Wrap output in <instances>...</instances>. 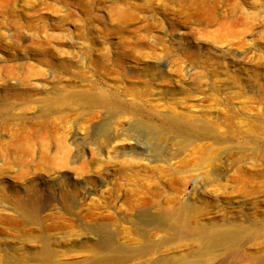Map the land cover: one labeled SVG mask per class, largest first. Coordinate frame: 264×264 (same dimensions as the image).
<instances>
[{
	"label": "rangeland",
	"instance_id": "374dc122",
	"mask_svg": "<svg viewBox=\"0 0 264 264\" xmlns=\"http://www.w3.org/2000/svg\"><path fill=\"white\" fill-rule=\"evenodd\" d=\"M168 259L264 264V0H0V264Z\"/></svg>",
	"mask_w": 264,
	"mask_h": 264
},
{
	"label": "bare ground",
	"instance_id": "6f19581e",
	"mask_svg": "<svg viewBox=\"0 0 264 264\" xmlns=\"http://www.w3.org/2000/svg\"><path fill=\"white\" fill-rule=\"evenodd\" d=\"M181 204V203H180ZM142 206V209H141ZM138 207L140 210L138 211V218L141 222L147 223H154L158 224L159 226H167L171 227V225H179L180 223H185L189 220V205L182 206L178 205L177 208H172L171 211V200L168 201L165 206H159L157 209H145L147 206H151L147 203H144ZM137 207V208H138ZM236 240V233L232 234H211V235H204L202 238V246L205 251L210 249L219 248L221 246H232ZM108 249L112 250V245L108 244ZM254 260H258L254 258ZM159 264H183L178 262L177 260L168 259L160 262Z\"/></svg>",
	"mask_w": 264,
	"mask_h": 264
}]
</instances>
